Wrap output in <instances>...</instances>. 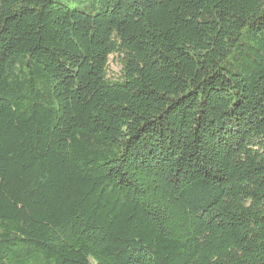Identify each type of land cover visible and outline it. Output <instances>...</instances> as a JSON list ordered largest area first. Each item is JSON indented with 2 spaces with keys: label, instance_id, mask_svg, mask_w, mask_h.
I'll use <instances>...</instances> for the list:
<instances>
[{
  "label": "trees",
  "instance_id": "1",
  "mask_svg": "<svg viewBox=\"0 0 264 264\" xmlns=\"http://www.w3.org/2000/svg\"><path fill=\"white\" fill-rule=\"evenodd\" d=\"M0 264H264V0H0Z\"/></svg>",
  "mask_w": 264,
  "mask_h": 264
},
{
  "label": "rangeland",
  "instance_id": "2",
  "mask_svg": "<svg viewBox=\"0 0 264 264\" xmlns=\"http://www.w3.org/2000/svg\"><path fill=\"white\" fill-rule=\"evenodd\" d=\"M110 72L113 77H117L120 71V65L115 57H110Z\"/></svg>",
  "mask_w": 264,
  "mask_h": 264
}]
</instances>
